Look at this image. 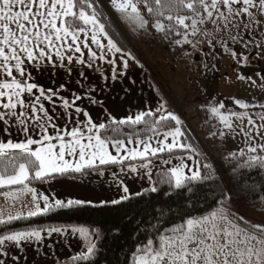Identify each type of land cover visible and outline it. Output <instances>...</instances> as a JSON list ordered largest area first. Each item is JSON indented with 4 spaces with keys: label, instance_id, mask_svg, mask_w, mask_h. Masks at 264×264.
<instances>
[{
    "label": "snow or ice",
    "instance_id": "6c2138e0",
    "mask_svg": "<svg viewBox=\"0 0 264 264\" xmlns=\"http://www.w3.org/2000/svg\"><path fill=\"white\" fill-rule=\"evenodd\" d=\"M109 3L111 8L135 23L146 35L155 38V34H159L162 41L182 49L189 46L194 48L196 45L192 38L198 34L213 33L214 38L208 41L209 49H199L203 53L204 68L218 70L215 64H209L208 61L226 53L237 70L239 80H246L253 85L259 81L264 86V67H261V62H264V0H0V137H3L0 138V157H11L13 168L15 162L24 161L18 163V170L14 174H4L7 167L0 171V187L21 186L22 191L31 194L32 200V207L26 214L21 211L15 215L9 214L7 218L0 215V226H3L0 228V264H29V250L34 258H40L36 264H95L100 255L99 227L31 221L37 217H52L120 204L132 195L124 183L129 173L139 176L140 169H144L145 176L151 181L153 165L150 157H155L165 149L171 152L176 148L192 147L181 142L184 133L179 126L182 121L172 112L161 119L175 121L178 126L173 132L166 133L163 139L157 140L159 147H153L149 141L141 139L135 140V147H128L133 144L131 137L127 145L123 139L110 140L107 133L112 131L111 125L106 127L104 122L95 123L89 110L76 104V101L87 100L91 106L103 107V100L94 95L100 89L88 82L83 66L96 71L102 81H107L109 77L95 66L97 60L104 61L112 66L111 80L116 81L117 77L123 78L127 74L129 65L125 55L135 59L130 53L125 54L109 38L107 19L102 11ZM77 8L79 10L74 11ZM85 8L91 12H86ZM144 9L146 13L142 15ZM66 18H70L68 27L64 26ZM81 34L83 41L80 39ZM105 38L106 45L102 42ZM89 40L96 50L89 45ZM81 45L88 50L87 60ZM76 53L80 55L75 56ZM117 54H120L123 71H118L116 67ZM109 55L111 59L107 58ZM37 62L41 66L48 64L63 69L69 76L77 72L80 78L76 79V85L83 91L72 92L69 99L61 95V92L68 90V82L59 84L56 89L38 85L29 71V67H37ZM255 67L260 68L255 72L256 79L243 71L254 70ZM44 101L51 105L52 114ZM235 104L240 109H249V103L240 99L235 100ZM57 107L63 111L57 112ZM259 107L264 109V104ZM224 108L225 105L220 103L218 107L213 106L211 111L220 113V121L229 133L238 134L246 140L249 153L243 165L230 160V166H234L229 175L235 177L238 168L264 167V155L258 154L264 153V129L261 127L264 114L259 115V120L249 115L247 127L242 124L237 128L232 118L243 120L244 114L230 111L225 115L221 112ZM162 110L164 104L161 103L154 112L160 113ZM152 114L153 110H144L134 117L129 115L120 119L119 124L139 125L143 122L148 125L146 117ZM58 120H63V125L58 124ZM100 130H104V138ZM216 135L225 137L226 133L221 131ZM169 136L170 143L167 142ZM109 143L115 155L109 151ZM122 152L126 154L121 155ZM138 158L147 162L130 165L127 169L121 167L119 172L108 169L110 175L104 183L108 187L122 188L125 194L117 199L97 201L87 197L56 198L55 195L50 198L26 183H48L58 176L67 175L95 174L98 179H103L108 174L105 171L107 166L123 165L125 160L135 161ZM163 163L169 164L171 160ZM182 164L171 168V177L177 190L182 188L184 180L191 183L214 179L211 172L203 175L201 170L195 169L186 175ZM199 167L203 172L211 170L216 176L220 175L215 164H201ZM30 170L33 172L31 181ZM243 179L241 172L242 183ZM200 187L202 183L189 187L187 191L194 193ZM157 190V187L150 189L152 193ZM211 191L213 203L220 207L197 217L186 218V222L181 217V223L176 227L163 228L166 214L159 210L154 225L158 239L148 238L143 244H137L130 251L128 264H264V226L249 227L247 223L240 226L235 219L230 218L234 202L230 187H220L218 183ZM261 191H264V186ZM258 199L264 201V196ZM225 209L229 212H225ZM17 221H25L26 226L12 229L11 225ZM70 237H78L82 247L62 261L56 255L55 248Z\"/></svg>",
    "mask_w": 264,
    "mask_h": 264
},
{
    "label": "crops",
    "instance_id": "0c3cea01",
    "mask_svg": "<svg viewBox=\"0 0 264 264\" xmlns=\"http://www.w3.org/2000/svg\"><path fill=\"white\" fill-rule=\"evenodd\" d=\"M74 11H76V9H74ZM66 20L67 18L65 19L64 26L68 27V25H66ZM109 38H112L114 43H116L112 35L109 34ZM80 39L81 41L84 39L82 34ZM122 40L123 37H121V41ZM102 42L106 45L107 38H105ZM89 45L93 48V50H96L95 46L91 45L90 40ZM158 45L160 46L159 51L164 54L166 53L167 56V52L164 51L159 39ZM117 46L121 47V45L119 46L118 44ZM81 47L84 53V58L87 60L88 50L84 49L82 45ZM121 48L125 54L130 53L131 57L135 58L133 60L125 55V59H128L129 66L126 70L127 74L123 78L117 77L116 81H112V66L106 64L104 61L97 60L95 66L99 68L100 72H103L109 77L107 81H102L96 71L89 69L87 66H83V71L85 76L88 78V82L94 84L98 89H100L94 95L98 99L103 100V107L91 106L88 104L87 100L76 101V104L89 110L95 123L98 124L100 122H104L106 126L113 123V121H115V123H119L120 119L126 118L129 115H133L134 117L136 114H139V112L144 110H153L152 115L157 114L161 118L166 117L168 112H172L182 121V125L179 126L181 127V131L184 133V136L180 138L181 142L192 146L190 149H172L171 152L165 149L164 152L157 153L155 157H150L153 165L151 169V181L145 176L144 169H140L139 176L135 173H129L125 177L124 183L128 186L129 193L132 194L130 197L134 196L135 193L143 192L144 189L153 187L155 176L157 173H159L158 171L165 170L170 172L171 168L176 167L178 164L183 162L181 165L182 170L186 175H189L190 170H201L199 166L208 162V159H205V156L214 161L217 157H224L229 153L247 150L248 145L244 138L238 134L234 135L229 133L228 130L223 127L221 131L225 132L226 136H220V139L217 143L220 148L216 151L215 156L213 157L205 144L201 141L203 139L205 141V139L209 136V134L203 130L205 127L203 125L201 127L200 123V125L193 123L194 121L199 122L197 120L199 116L196 113L198 109L205 107L209 111L207 106H199V103H201V101L198 100L201 99L199 94H205V87H211V89L214 90L212 99L216 98L221 100L227 92H233L235 97H242L239 95L240 91H242L240 89H244L245 86L239 84L241 80L238 79L237 70L234 68L232 61L226 53H222L218 57L216 65L218 70H212L208 82L204 79L202 80L203 83L198 86V78L194 71V64L188 63L186 65H169L166 61V58L163 59L159 55L157 60H150L147 57L149 55H147V53L146 55L141 56L143 57L141 58L137 57L135 53L131 52L130 47L125 48L122 46ZM79 55V53L75 54V56ZM119 56L120 54H117L116 67L118 71H123V63L119 59ZM107 58L111 59L112 57L109 55ZM65 64H67V61H65ZM74 67L80 66L74 65ZM261 67H264V62H261ZM181 68L187 72L178 74L177 72L181 70ZM259 70V67H255L254 70L244 69V71L250 73L254 79H256L255 72H258ZM29 71L32 73L34 81L38 83V85H43L46 88L56 89L58 88L59 84L68 82V90L61 92V95L65 98L71 99L72 92L80 93L83 91L76 85V79L80 77L75 71L71 74V76H69L63 69L54 68L48 64L41 66L40 62H37V67H29ZM227 74L230 75L229 81L226 77ZM179 75H183L184 77L182 79H178L177 77ZM244 83L247 84L248 82L245 80ZM256 84L253 85L249 83L248 85L250 87H255ZM56 103L59 105L60 101L57 99ZM161 103L164 104V110H162L160 113H155L154 109L158 106V104ZM44 104L45 107L49 109L50 114H52L51 105L47 101H44ZM61 111H63V109L57 107V112ZM72 111L74 114V108ZM223 114L228 115L229 111H225ZM219 115L220 113H212V117L215 116L220 121ZM256 117L259 116L256 115ZM256 117L252 116V118L259 120V118ZM247 118V116H244L243 120L232 118V123L237 128H239L242 124L244 127H247ZM81 119L84 118L81 117ZM56 122L61 125L64 123L63 120H58ZM176 127L157 130V132L146 136L131 137L133 139V144L128 145V147H135V140L137 139L149 141L153 147H159L157 140L163 139V136L166 133L173 132ZM261 127L264 129V122H262ZM101 131L102 130H100V132ZM195 132H198L199 135H201V139L199 138V135L195 134ZM128 139L129 137L123 138L126 145ZM167 142H171V136H169ZM35 147L36 146L34 145L33 149H35ZM225 149L231 151L226 153ZM109 151L113 155L116 154L111 148V143H109ZM174 151L179 152L175 153ZM125 154L126 153L124 152L121 153V155ZM188 157H191V159H188ZM165 160H171V163H163ZM146 162L147 161H142L139 158L135 161L125 160L123 165H110L107 166L105 171L108 173V169H110L111 171L119 172L121 167L127 169L130 165H138L140 163ZM183 165H187V167H184ZM109 175L110 173H108L103 179H98L95 174L91 176H58L56 179L51 180L48 183H41L39 181H31L32 176L29 172L31 182L26 183H28L29 187H34L38 191H43V193L49 195L50 198L55 195L56 198L87 197L98 201L101 199H117L120 196L125 195L122 191V188L108 187L104 183V180H107ZM141 176H144V178L141 179ZM30 207H32L31 194L27 193L26 191H22L21 186L5 185L0 187V215H2L4 218H7L9 214L15 215L21 211L26 214ZM81 247L82 241L78 237H70L68 239H64L62 243H58L56 245L55 253L63 261L64 258L80 251ZM45 251L47 252L48 250L45 249ZM27 259L29 264H36V260H39L40 258H34L33 253L31 250H29L27 253Z\"/></svg>",
    "mask_w": 264,
    "mask_h": 264
},
{
    "label": "trees",
    "instance_id": "16d2710c",
    "mask_svg": "<svg viewBox=\"0 0 264 264\" xmlns=\"http://www.w3.org/2000/svg\"><path fill=\"white\" fill-rule=\"evenodd\" d=\"M78 10L77 8L76 11ZM85 11L91 12V10L87 8H85ZM102 11L107 19V31L120 46L121 37L123 36L121 35L117 23L110 16L106 6ZM145 13L146 9L142 11V15H145ZM154 21L155 17H153V22ZM69 23L70 18H67L66 25L69 26ZM80 24L82 26V22H80ZM115 33L118 37L114 35ZM155 35L158 37L164 51H166L169 56H172L170 57L172 60L175 57L174 55L181 53L182 48L162 41L159 34ZM260 104L263 103L259 102L254 105H249V109L245 110L240 109L239 106L235 104L234 100L225 99V108L223 111L230 112L240 109L258 115L262 112L259 107ZM205 110L206 108L204 107L198 109V112H201V118ZM146 119L148 125H145L143 122L139 125H132L130 123L123 125L111 123L112 131H109L107 136L109 139L146 136L157 132V130L174 128L177 126L175 121L170 119L163 120L157 114L147 116ZM213 120H215L216 124L215 131L213 134H210L205 141L204 139L201 141L214 157L216 151L220 148V146L217 145L220 136L216 134L221 132L223 125L215 116L212 117L208 123H211ZM100 134L103 138L105 137L104 130H102ZM199 138L201 139V135H199ZM174 152L177 153L179 151ZM242 152L243 156L241 155ZM258 154L264 155V153ZM14 155H18V153H14ZM248 155L249 153L247 150H242L235 152V155L229 153L224 157H217L212 162L210 158L207 157L208 162L204 165L215 164L220 174L216 176L215 172L211 170H209V172H203L201 169L203 175H209L211 172L214 177L211 181H192L190 183L188 180H184L182 188L177 190L175 189L174 178L171 177V171H158L159 173L155 176L153 186L158 189L155 193H152L150 191L151 188H148L149 191H143L139 196H131L126 201L117 205L109 204L102 208H88L75 213L57 214L52 217H37L31 222L54 224L74 223L77 224V226L82 225L90 228L99 227L101 232L100 239L98 240L100 255L95 264H128L130 251L137 244H143L148 238L158 239L154 225L157 223L159 210H163L166 214L164 217L166 222L163 224V228H169L178 226L181 223V217H184L186 222V218L197 217L210 209L220 207L219 204L213 203V192L211 191L216 188L218 183L220 187L227 186L231 188L233 203H236L240 209L245 208L246 210H252V208L262 203L263 201L259 200L258 197L264 196V191H261L262 186H264V167L254 166L242 170L238 168L235 177L229 175L234 166H230V160L236 162V164L243 165ZM19 162L24 161L20 160ZM19 162H15V168H13L12 165L14 162L11 157H0V171H3V169L7 167V172L4 174H14L15 171L18 170ZM241 172L244 177L243 183L241 182ZM30 174L31 176L33 175L32 170H30ZM220 177H223L222 181ZM169 181H171L170 184ZM198 183H202V187L195 189L194 193H189L187 191L189 187H193ZM169 210H171L170 213ZM238 219L242 224H245L244 221H242L243 219L239 217ZM25 226V221H17L13 222L11 228L20 229ZM249 227H251V225H249ZM0 228H3V226H0ZM161 234H163L162 231Z\"/></svg>",
    "mask_w": 264,
    "mask_h": 264
},
{
    "label": "rangeland",
    "instance_id": "374dc122",
    "mask_svg": "<svg viewBox=\"0 0 264 264\" xmlns=\"http://www.w3.org/2000/svg\"><path fill=\"white\" fill-rule=\"evenodd\" d=\"M106 8L108 12L110 13V16L117 23V26L121 32V35L123 36V40L121 41V46L125 48L130 47L131 52L135 53L137 57L144 56L147 53V55L149 54L147 57L150 60H154V59L157 60L159 58L158 57L159 55L163 59L166 58V61L169 65L170 64L186 65L188 63L194 64V67H195L194 71H195V74H197V78H198V86H200L201 83H203L202 80L204 79L208 82L209 76H211L212 70H206L204 68L203 53L200 52L199 49L201 47L205 49H209L208 41L214 38L213 33L209 32L207 34H204V33L198 34L196 37L192 38L194 39L196 46L194 48L189 46L186 49H182L181 53L180 54L177 53L176 55H174L175 57L172 60L170 58L172 56H169V54H167L166 56V53L164 54L159 51L160 46L158 45V37L156 35H155V38H153V36L146 35L143 32V30H140L135 23L130 22L122 14L116 12L114 8H111L110 3L106 5ZM209 28H211V26H209ZM114 35H116V33ZM116 37H118V35H116ZM218 57L219 56H217L215 59H210L208 63L209 64L213 63L217 65ZM186 72L187 71H184L181 68V70H179L177 73L182 74ZM183 77H184L183 75H179L177 78L182 79ZM226 77L228 78V81H229L230 75L227 74ZM239 84L245 86L244 89H240L242 91H240L239 95L242 97H235V94L233 92H227L225 93L224 97H222L221 100L216 99V98L212 99L214 90H212L211 87L210 88L205 87L204 88L205 94L204 95L199 94L201 98V99H198L199 101H201V103H199V106H202V105L207 106L210 112L206 109L205 111H203L204 115L201 118V112L197 111L196 113L199 116L197 120L199 122L194 121L193 123L194 124L200 123L201 127L203 125L205 127L203 130H205L210 135V134H213V132L216 129L215 120H213L211 123H208L210 119L212 118L213 112L211 111V108L213 106L218 107L220 103L224 104L225 99L234 100V102L235 100L240 99L242 101L248 102L249 105H254L256 104V102L257 103L262 102L264 104V86H262L259 81H257V84L255 87L254 86L250 87L248 85L249 82L245 84L244 81H240ZM261 110L262 112H260L258 116L264 113V110L263 109ZM221 112H225V111L221 110ZM231 112H240V113H243L244 116H247V117L249 115L256 117L255 114H252L249 111L247 112V111H243L240 109L232 110ZM256 118H259V117H256ZM195 134H199V133L195 132ZM224 211L229 212L228 209H225ZM263 214H264V201L260 203L257 207L252 208V210H246L245 208L240 209L236 203H232L231 211H230V218L235 219L236 223L240 226H243L244 224H242L239 221L238 217L240 219H243L242 221H244V223L251 225V227L253 225L264 226V215Z\"/></svg>",
    "mask_w": 264,
    "mask_h": 264
}]
</instances>
